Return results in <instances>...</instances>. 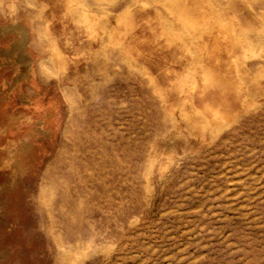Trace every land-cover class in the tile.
<instances>
[{
	"label": "rangeland",
	"instance_id": "rangeland-1",
	"mask_svg": "<svg viewBox=\"0 0 264 264\" xmlns=\"http://www.w3.org/2000/svg\"><path fill=\"white\" fill-rule=\"evenodd\" d=\"M16 17L0 264H264V0H0Z\"/></svg>",
	"mask_w": 264,
	"mask_h": 264
},
{
	"label": "bare ground",
	"instance_id": "bare-ground-1",
	"mask_svg": "<svg viewBox=\"0 0 264 264\" xmlns=\"http://www.w3.org/2000/svg\"><path fill=\"white\" fill-rule=\"evenodd\" d=\"M12 30H17L19 33H21L22 41L20 40L21 42H19L17 40L16 41L14 40V43L11 45V47L9 49H1L0 48V61H4L5 58H9L8 63H11L10 59L13 58V59L17 60V62H19L21 64L22 71H20L21 73L16 77V79L14 80L13 83H10L9 81L5 80V84L8 85L9 88L13 87L15 85V83L19 79H22L23 76L29 75L30 63H31V59H30L28 53H26V51H25V49H26L25 48V44L28 41V31H27V29L25 27V24L22 21H20L19 19H17V17H16V20L12 21L10 24L0 26V34L6 32V31H10L11 32ZM2 69H4V67L0 68V70H2ZM29 77H30V75H29ZM3 89H4V85H0V90H3ZM2 149H4V146L2 147ZM9 159H10V156H9ZM6 161L8 162L7 159H6Z\"/></svg>",
	"mask_w": 264,
	"mask_h": 264
}]
</instances>
